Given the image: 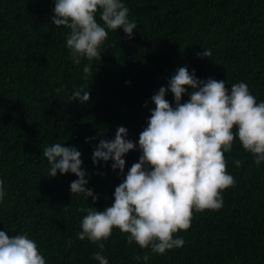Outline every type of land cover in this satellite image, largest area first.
<instances>
[{
  "label": "trees",
  "instance_id": "obj_1",
  "mask_svg": "<svg viewBox=\"0 0 264 264\" xmlns=\"http://www.w3.org/2000/svg\"><path fill=\"white\" fill-rule=\"evenodd\" d=\"M125 3L137 23L134 35L110 30L101 57L76 64L66 46L69 29L52 23L54 0H0V178L7 193L0 230L27 233L46 264H98L95 251L109 264H264V161L257 166L235 137L224 154L235 183L222 190L221 208L193 209L189 228L175 234L183 236V246L151 252L115 227L103 250L78 238L84 210L110 205L123 179L111 162H93V148L100 138L113 139L120 125L138 141L155 107L151 96L179 66L195 69L201 79H223L227 88L244 81L258 102L264 100V0ZM203 48L211 57L196 55ZM81 85L90 91L86 103L70 99ZM166 98L174 104L170 91ZM53 142L79 148L96 201L72 194L75 174L48 176L42 151ZM140 154H126L125 172ZM145 251L148 261L133 259Z\"/></svg>",
  "mask_w": 264,
  "mask_h": 264
},
{
  "label": "clouds",
  "instance_id": "obj_2",
  "mask_svg": "<svg viewBox=\"0 0 264 264\" xmlns=\"http://www.w3.org/2000/svg\"><path fill=\"white\" fill-rule=\"evenodd\" d=\"M53 11L52 23L69 29L66 46L76 64L81 58L101 57L100 48L110 30L123 29L131 38L137 27L125 0H54ZM196 55L209 58L212 50L203 48ZM90 67L85 63L83 71L89 72ZM225 85L223 79H201L195 69L179 66L167 85L151 96L155 107L150 109L138 141L128 138L123 125L117 127L113 139H99L93 162H111L112 170H119L123 179L115 186L110 205L102 211L94 206L84 210L87 214L80 222L79 239L96 242L103 250L115 227L128 234L130 243L162 254L184 245L183 236L175 234L189 228L193 209L223 206L222 190L235 183L224 156L232 149L234 137L253 154L257 166L264 161V100L258 102L244 81L232 83L230 88ZM169 91L174 104L166 98ZM185 94L187 100H183ZM70 99L86 103L89 88H75ZM95 139L85 137L86 142ZM137 149L141 153L138 161L125 172L126 154ZM42 155L47 158L49 177L71 172L76 176L70 181L72 194L98 199L87 187L90 174L77 146L53 142L43 147ZM233 162L241 163L238 159ZM6 194L0 178V203ZM92 257L98 264H109L102 251L93 252ZM133 259L146 262L149 254L136 253ZM0 264H46V259L27 233L10 235L0 230Z\"/></svg>",
  "mask_w": 264,
  "mask_h": 264
}]
</instances>
